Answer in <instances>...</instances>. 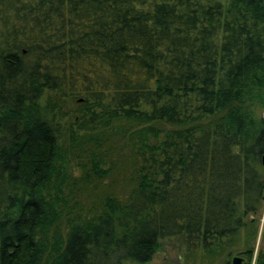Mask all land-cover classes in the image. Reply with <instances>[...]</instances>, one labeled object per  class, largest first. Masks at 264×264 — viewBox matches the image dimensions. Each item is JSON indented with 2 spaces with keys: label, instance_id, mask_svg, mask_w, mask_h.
<instances>
[{
  "label": "trees",
  "instance_id": "trees-1",
  "mask_svg": "<svg viewBox=\"0 0 264 264\" xmlns=\"http://www.w3.org/2000/svg\"><path fill=\"white\" fill-rule=\"evenodd\" d=\"M263 111L264 0H0V264H147L163 241L230 264L264 201ZM119 142L125 193H89Z\"/></svg>",
  "mask_w": 264,
  "mask_h": 264
},
{
  "label": "rangeland",
  "instance_id": "rangeland-1",
  "mask_svg": "<svg viewBox=\"0 0 264 264\" xmlns=\"http://www.w3.org/2000/svg\"><path fill=\"white\" fill-rule=\"evenodd\" d=\"M49 101L53 102V100ZM53 103L54 107H51L53 108V111L55 113V118L57 120L59 119L61 122H64L63 124H65L67 119L66 115L70 110H72L71 104L68 101L64 103L57 100ZM262 115L264 116V111L262 112ZM120 142L119 146L116 147L114 153L110 155L104 154L105 157L102 156L96 159H102L103 165H101L100 162L98 164L100 169L104 170L105 172L108 171L109 175L110 173L111 175L108 181H100L95 184L88 183L85 188L89 193L90 191H92L96 196H99L100 193L105 192L108 189L116 195L125 193V186L127 184L125 176L128 173V171L126 170H128V164L132 159V153H130L129 149L127 148V146L129 145L128 143ZM83 155L79 157V155L74 156L73 153H68V155H66L65 157V162L63 164L66 168V173L71 178V180H76V178H79L81 176L82 171L79 166L81 164H84V162L86 161L85 156ZM110 165L112 166L110 167ZM78 196L84 208H87V204H89L91 201L94 202V198L87 201L86 198H84L85 194H78ZM256 218L255 235L252 238H247L245 240L242 239V246H240L237 251H234L230 255L229 262L233 256H239L246 262V264H255L256 256L258 254H261L264 257V201ZM178 245H176V243H173L172 241L161 242L160 249L153 255V257L147 264H192L184 261L183 253L185 248L183 249L181 247L183 245ZM248 250L251 252L250 257H248L249 255L244 254V252Z\"/></svg>",
  "mask_w": 264,
  "mask_h": 264
},
{
  "label": "water",
  "instance_id": "water-1",
  "mask_svg": "<svg viewBox=\"0 0 264 264\" xmlns=\"http://www.w3.org/2000/svg\"><path fill=\"white\" fill-rule=\"evenodd\" d=\"M262 199H264V189L262 190ZM230 264H246L244 260L239 256H233L230 260Z\"/></svg>",
  "mask_w": 264,
  "mask_h": 264
},
{
  "label": "flooded vegetation",
  "instance_id": "flooded-vegetation-1",
  "mask_svg": "<svg viewBox=\"0 0 264 264\" xmlns=\"http://www.w3.org/2000/svg\"><path fill=\"white\" fill-rule=\"evenodd\" d=\"M245 262V261H244Z\"/></svg>",
  "mask_w": 264,
  "mask_h": 264
}]
</instances>
